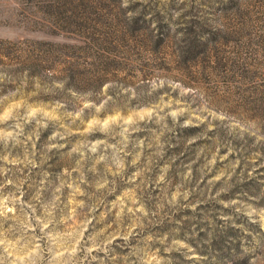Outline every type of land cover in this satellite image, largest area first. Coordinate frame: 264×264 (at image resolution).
Returning <instances> with one entry per match:
<instances>
[{"label": "rangeland", "instance_id": "1", "mask_svg": "<svg viewBox=\"0 0 264 264\" xmlns=\"http://www.w3.org/2000/svg\"><path fill=\"white\" fill-rule=\"evenodd\" d=\"M0 264H264V0H0Z\"/></svg>", "mask_w": 264, "mask_h": 264}]
</instances>
